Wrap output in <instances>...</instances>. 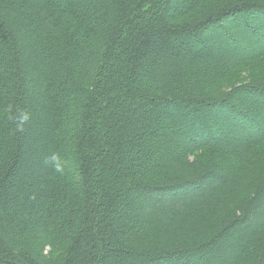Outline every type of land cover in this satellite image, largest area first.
<instances>
[{"label":"trees","instance_id":"16d2710c","mask_svg":"<svg viewBox=\"0 0 264 264\" xmlns=\"http://www.w3.org/2000/svg\"><path fill=\"white\" fill-rule=\"evenodd\" d=\"M263 14L264 0H0V264H264V163L241 205L227 193L264 144L262 113L185 91L262 58L218 48L226 20L256 40ZM213 111L246 137L193 138ZM179 168L199 171L162 180ZM220 194L233 212L216 235L188 248L163 226L216 214Z\"/></svg>","mask_w":264,"mask_h":264},{"label":"rangeland","instance_id":"374dc122","mask_svg":"<svg viewBox=\"0 0 264 264\" xmlns=\"http://www.w3.org/2000/svg\"><path fill=\"white\" fill-rule=\"evenodd\" d=\"M262 17H264V14L262 15ZM256 20H258V18ZM256 20L251 21L250 23L254 27H258L259 24L258 23L259 20L258 21ZM224 24H225V29L223 31V36H225L224 44H223L224 46L221 45L218 48V51L223 52L224 50H226L228 52L230 47L232 46L238 47V45L240 44L246 49V51L250 49L254 51L261 50L262 53L264 52V31H260L258 38L254 40L246 32V29L244 27L245 22H243L242 20L239 19H237L236 21L226 20ZM241 39L243 40L244 44L238 43L237 40H241ZM229 63L231 62L229 61ZM229 63H223L222 67L228 65ZM188 85L191 89L190 92L192 93L194 92V94L200 95L198 94L199 92L201 93L202 97H205L207 99L214 98L220 101L219 98L227 95L230 97L229 102L232 103L233 105L238 104L239 106L237 107L239 108L243 107L242 104L249 105L251 108L253 107L256 111L262 113L261 121L264 124V94L257 90L258 88L264 87V56H262V58L259 59H253L247 64H244L242 66H236V67L234 66L232 69L226 72V75L224 77H220L215 82L203 81L202 79L194 80L191 84L186 85L185 91ZM230 89L236 92L232 93L230 92ZM228 91L231 93V95H228L229 93ZM239 100L242 101V104L240 103L241 101ZM210 114L216 116L213 117L209 115L207 120L202 125L203 127H206L208 125L209 128H211V130L208 132L207 131L208 129L206 130L201 128L202 126L201 124L195 123L196 127L193 129L194 131L193 138H196V136L199 137L200 135H202L200 136V138L207 137L208 134L213 133L214 135L215 134L219 135L223 142H227V140L230 139L236 142L238 141V139L246 137V134L241 133L239 129L233 127L230 129V127L228 126V124H226V122L222 123L221 118L214 111L211 112ZM238 118L239 116L234 115V119H237V121L240 122L241 120H239ZM204 130L206 132H203ZM181 143L183 144L185 142L182 140ZM216 149L218 148L211 147L199 151V156L196 155V158L199 159L198 163L202 165L203 157L210 159L211 155L216 153L215 151ZM263 153H264V144L257 147L256 151L252 152L251 154H248L245 158L246 161H243V163L238 166V172L235 175H233L234 176V180L232 181L233 188L231 187L227 191V193L229 195L230 203L231 202L234 203L235 206L241 205L242 201L249 196L250 193L247 190V185L249 181L255 178L256 176H258L259 174L263 173L261 170H263L262 165L264 161H261L259 156V154L261 155ZM198 171H199L198 168L196 170H194L193 168L192 169L179 168L177 169V172H175L172 175L170 174H168L167 176L164 175L162 180L164 179L168 181H173L176 179L180 180L183 178H188L193 174H196V172ZM217 179H215L214 177L209 178L207 181L203 182L202 184L200 183L195 186L191 185L189 188L186 189V191L191 190L193 191V193L197 194V191H200V186L203 185L205 187H210L213 185V183L218 181ZM148 202L152 203L151 201ZM160 203L163 204L161 201ZM209 204L210 205L208 206L207 210L209 209L213 212L216 211L218 212L216 214H209V213L206 214V219L202 216H199L200 211L193 210L190 213L189 211L185 212V214L177 218L175 222L176 224L166 222L168 224H163V226L177 228L179 231L178 234L181 235L182 238H184V239L181 238L179 239L185 240L186 242L184 247L190 248L195 244L197 245L201 241H204L206 239L205 237L210 235H216L219 232V230L223 228L225 224L229 223L231 220L230 219L231 217L228 215L233 211L229 208V206L226 205L228 203L226 202V198L222 194L218 195L214 199H211ZM141 205L146 206L147 204L141 203ZM145 220H148L145 221V224H147V223H154L152 222V220L153 221L163 220V218L159 216V214L157 213L156 216L155 214H153L152 217L148 216L147 219ZM259 222H261L259 216L256 214H251V218L248 219V222L246 224L248 225L252 223V225L257 226ZM151 227L152 226H150L149 229L147 228L149 232L152 231L150 230ZM144 228L146 229V227ZM247 228L248 227L241 228L240 232H235L234 230L229 232L228 237L232 239L233 245L237 244L236 242H239V238L237 239V235L244 234ZM224 229L225 227L222 230ZM164 232L167 236L171 233V231L169 230H166ZM175 238L176 237H174L173 239ZM168 239H170V237H168ZM237 255H238L237 251L232 252L229 255V258L235 259Z\"/></svg>","mask_w":264,"mask_h":264}]
</instances>
